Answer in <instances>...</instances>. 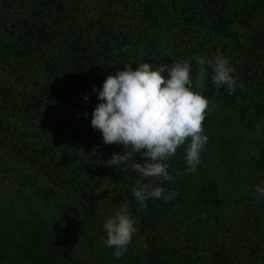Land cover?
Instances as JSON below:
<instances>
[{"label": "trees", "instance_id": "16d2710c", "mask_svg": "<svg viewBox=\"0 0 264 264\" xmlns=\"http://www.w3.org/2000/svg\"><path fill=\"white\" fill-rule=\"evenodd\" d=\"M217 55L234 69L232 89L217 88L211 68L199 78L196 58ZM183 61L193 90L209 101L203 134L212 131L216 97L250 128L261 122L264 107L253 111L250 100L264 99V0H0V175L19 193L53 204L71 239L89 252L105 238L104 196L116 208L126 205L142 244L114 257L121 264H246L243 249L264 264V196L254 187L232 195L214 176H201L208 143L194 172L201 184L193 190L180 146L167 161L171 180L143 181L172 199L150 198L146 207L132 194L140 154L126 150L127 162L104 163L125 148L103 144L90 126L99 102L92 87L124 64ZM256 167L264 172V146ZM3 231L0 264L76 261L54 255L25 230ZM224 232L241 245L223 239Z\"/></svg>", "mask_w": 264, "mask_h": 264}, {"label": "clouds", "instance_id": "9594fccd", "mask_svg": "<svg viewBox=\"0 0 264 264\" xmlns=\"http://www.w3.org/2000/svg\"><path fill=\"white\" fill-rule=\"evenodd\" d=\"M196 63L201 80L211 68V79L217 88H234V69L222 55L212 59L197 57ZM190 71L187 61L156 66L142 62L135 65V69L131 64H124L123 70L107 75L99 89L92 87L99 102L92 109L90 126L100 133L103 144L125 148L122 154L113 153L104 163L115 166L127 162L129 152L126 150H131L132 157L139 153L143 160V163L133 161L132 164L140 177L132 186V194L140 207H146L150 198L165 202L172 199L173 194L166 193L159 184L153 186L143 181L159 178L163 184L171 180L167 161L178 147L184 149L186 172H195L201 162L200 154L208 139L203 134L202 122L209 101L193 90ZM254 191L264 196V182L255 185ZM135 224L126 205L105 218L102 242L113 249L115 258L127 252L137 231Z\"/></svg>", "mask_w": 264, "mask_h": 264}, {"label": "rangeland", "instance_id": "374dc122", "mask_svg": "<svg viewBox=\"0 0 264 264\" xmlns=\"http://www.w3.org/2000/svg\"><path fill=\"white\" fill-rule=\"evenodd\" d=\"M250 102L253 111L254 108L260 110L261 106L264 107L262 96L258 99L253 96ZM210 110L215 116V122L211 126L212 131L206 134L209 150L199 167L201 171L199 174L214 176L232 195L264 182V172L256 167L259 152L264 146V116L261 122L250 128L244 117H240L234 108L217 97L213 98ZM217 173L221 175L218 177ZM200 175L194 173L193 190L201 184ZM104 199L107 217L119 208L107 202L108 197L104 196ZM5 228L6 232L25 230L34 237H39L38 239L47 249L54 251V255L55 252L64 253V257L79 262L75 260V263L66 262V259L62 258L63 261H58L56 264H121L107 251L104 244L98 245L93 252H89L73 241L60 217V211L53 204L40 200L28 192L19 193L13 182L5 180L0 175V234ZM220 236L230 243L241 245L232 233L224 232ZM5 242L0 243V246ZM141 244V237L135 232L127 251L135 253L140 249ZM243 259L246 264H261L247 254L246 249H243Z\"/></svg>", "mask_w": 264, "mask_h": 264}]
</instances>
